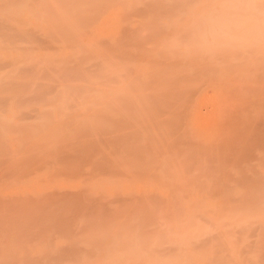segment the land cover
I'll return each mask as SVG.
<instances>
[{"label": "bare ground", "instance_id": "6f19581e", "mask_svg": "<svg viewBox=\"0 0 264 264\" xmlns=\"http://www.w3.org/2000/svg\"><path fill=\"white\" fill-rule=\"evenodd\" d=\"M135 1H140V4H137ZM135 1L133 3L134 5L130 6V4L127 2V0H123V1H121V0H0V179L1 178L6 179V181H8V179L11 180V182L8 181V182H5V184L0 185V187L5 188V189L0 188V190H1L0 192H2V191L5 192V190L9 187L17 186L18 185L17 183H20V180H18V179H22L21 183H28L31 185L33 184V181H35L36 184L43 183V186H40V188H38V189H37V186H32L34 189V190H32V191H34L33 193H30V192L27 193L26 192V194H22L21 191H19V190H21V187H17L19 193L15 194V196L5 195L4 193H0V264H86V261L87 260L89 261L88 255L89 254H95V253L98 254V256H100V257L97 256V258H99V259H96V258L91 259L92 261L93 260L94 261L96 260V261L91 262V260H90L89 261L90 264H114V262L116 261V260H114V256H110L109 260H107V259L105 260L103 257H102L103 258L102 259L101 256H105V254L109 253L110 251L113 252V250L118 251V250H122V249L129 248V247H135L134 246L135 242L139 241V240H140L139 241L140 244L136 243V248H132V249H135L134 251L135 252L138 251V253L141 251L143 252L145 250H148V252L146 251V253H150L149 256L147 254L148 258L144 259V260L139 259L138 254L133 255V253H130V251H129V253H127L126 256L122 260H120V261L117 260L118 262L115 264H264V183H261L263 181V180H260L262 178L261 177L260 179L256 178L255 181H258V182H253V184H248V183H251L250 181L246 182L248 180H251V178H249L250 176L249 177L245 176L246 173L243 171L244 166L242 168L240 166V168H239V165H241L240 164L241 162H242V164L243 163L245 164L248 161L247 158L248 159L251 158L250 161L251 160L253 161V159L258 160L254 156L255 154H253V152L255 153V151H256V150L255 151L252 150V149H254L253 148L254 146L256 147V145L257 146L260 145V147L262 146L260 149L264 150V79H263L264 77L261 76L262 79L256 78V75L257 76L260 75L261 72L258 73V71H257L256 72L257 74L254 77H251V75L249 77H247L250 80V81H248L249 84L246 83L244 85V84L240 83L237 87H235L236 91H235L234 87H232V90L230 88V91L232 93L231 95L236 97L234 100L235 102L234 101L233 102L231 101V102L234 106L236 104H238V105L235 106L234 111H233L234 107L231 108V110L233 112L231 110H229V108L226 107L228 110H226L225 112L228 111V113L226 114L227 115L226 119L224 118L226 121L223 120V122L224 121L225 122L224 123L222 122V123L224 126L227 125L228 129H229V126L231 128V125L232 126L235 125V126H233V127H235V128H233V132L231 131L232 128L229 130L233 133V134H231L232 139H230V138L227 139L226 137H222V134H220V136L222 137L221 138L218 135L220 140L221 139H223V140L227 139L225 141L226 143L225 142H224V144L219 143L221 141L218 140V142L216 141V144L214 142V143H210L209 145H204L202 147L203 148L202 150L199 147V149H200L199 153H197V151L195 150L196 155H192V153H194L193 152L194 150L192 151V153L191 152H190V154L188 153L191 157H194V156L199 157V156H201V154H202V156L212 157V158L209 157L208 159H212V160H210L211 164H213V165L217 164L218 165V166L217 165L213 166V168H211L212 170L214 169L213 171H216V173H218V175H219V177H217L218 181L214 182L215 180H213V181H211V182H213L212 184L203 185L202 188L205 189V191L201 194L192 196L190 194L191 191H190V193L186 192L187 190L185 187H187V188H188V186H190V187L195 186L196 187L197 186L196 184H194V185L188 184V186H187V184L185 183L186 185L183 186L182 183H181L182 185L180 183H179L180 185H177L174 183V184L168 185V187H167L168 183L166 182V180H165V182H166L165 183V182L161 181V179L159 178L161 173H160V175L158 173H156L157 176L153 175V179H155V177H158V179L156 178L155 180H158L159 182L161 181L160 183L163 182L164 184L163 185L161 184L162 186H164L166 184L165 187L167 189H170V188L171 189L172 188H178L179 189L181 187L182 190H180V189L179 190L183 191V193L186 192L184 194H181V197L183 199V203H181V204H180V202L178 203L181 205V207H180V205H178V207L183 208L182 209L183 214L178 215V218L174 219V221H173L174 223H177V224L181 223L182 227H185L184 230L187 227V231L189 229L191 231L192 228H194V225L202 226L203 224L204 225L209 224V226L207 228H203V229L199 230L198 233L196 232V234H192L193 232L191 233L189 231L192 234V236L190 237V240L188 241L187 244L160 240L159 237L163 236L164 235L163 233L166 232L165 231L166 230L165 225H167L166 223H168V222L167 221H166V223L164 221L162 222L163 213L161 212L162 213V219H161L160 215L158 213H156V211H155V208L159 209V211H160V209H162L161 207L160 208L158 207L159 206L158 204H159V202H161V200H162L161 198L163 196L162 197L159 196L160 197V200H159V198L156 197L157 194L155 195L154 192L151 194H138L136 192L123 194V193H120L121 192L120 191L119 193L115 192V193H112L113 195L112 194L110 195V194H106V192L103 190L102 191L103 193H101V196L98 195L101 198L99 200L98 196L96 197V193H94V195H92L91 191L89 190V188H91V186L89 187L87 185L88 183H84L83 185L85 187H82L80 189V192H78L81 195L76 194V192H73L74 194L71 193L73 195V197L75 194L77 195L76 197H78V195L82 196V193H84V195H85V196L83 195V197H85L84 199H86V198L88 199V201H85L84 203H82L84 209L86 210L85 214L87 213L86 215L89 216L90 213L92 214L91 211H93V213L96 211L94 208H100V210L104 212V216L106 217V219L107 220L109 219V221H110L107 224L106 223L102 224V225L97 224L99 228L98 227L96 228L95 226H97V225H95L94 227H92L93 229L90 228V231L85 233L84 231L87 230V227H85V226H88V224L83 223V222H85V220L84 221L82 220L83 214L73 213L74 211H72V209H73L72 204H74L75 202H73V203L71 202L72 209H70V210L72 213H70V210L67 211L68 208H66V207L68 205H70V203L67 202L68 201L67 199L69 197V201H71L70 200L71 194L69 193V196L64 195V196H66V198L64 197L65 198L64 199L62 194L58 191L59 189L48 191L47 190L48 188H46L47 187L46 184L54 183L60 177L59 174H61L62 171H58V170H62L60 168L62 163L66 162V161L76 162V159L79 162L81 159H82V161L80 162L78 167H75V169L73 170V173L70 175L71 177L74 174L77 176L78 173L83 174L85 172L84 174H86V175L90 174L89 176H90V178H92V177H95V175H100L103 173L105 174V172L106 173L112 172L113 177H115V175H118L115 177V180H116V182L119 183V181H117L118 177L122 174V172L124 173V171L125 172L127 171V169L124 170V167H122L123 171L121 170V168H120L121 163H128L129 164L131 162L129 165L134 164L135 168H138V167L140 169L142 168L141 169L142 171L138 170V172H136L137 170L133 171V168H132V171L129 172L131 169L127 167L130 170L128 171L129 173H126V175L132 174V176L134 175V177H135V173L136 174L137 173L143 174L142 172H146L147 170H151L152 166L155 167V165L157 164L156 159L158 158L159 155L156 154L157 155V156L155 155L157 157L156 158L154 156L155 152L152 155L153 158H156L155 161H154V159L152 161L150 156H148V154L146 152H142V153H138V151L136 152L138 147L141 146L140 144H142V148H144L146 145H148L150 148L151 144H152V146H151L152 148L153 147L155 148V146H158V147H156V149H153V150H157V151H158L157 148L162 147L163 144H164L163 147L166 146L165 145L166 139L169 138V136L165 140H163V142L160 140H156L157 138L154 140L150 136L146 137L145 134L142 136V135L138 134L139 131L137 133V130H139V129L142 130L141 126H143V129H144L145 123H144V125H142V123H141L140 124L141 126L138 127L139 129L137 128V125H136L135 128H137V130L134 128L136 130L135 131L132 128V130H133L132 131L131 127L128 126L129 124H127V123H129V121H127V119L132 118V114L134 112L133 115L134 116L137 115L136 117H138L135 119L137 121L139 119V115H141V113L143 112L142 111L140 113L138 110L139 109L143 110L142 108H144V110H145L147 107L149 108V106H151V105L153 106L154 102H155L154 105H156L155 107L164 106L163 102L159 101V100L160 99L164 100L168 96V95H165V98H161L162 95L164 97L163 93H165L167 91V89H168L167 92L170 91L169 90L170 88L165 89L166 86L165 87L161 86L163 89H165V90H163L164 91L163 92L162 89L160 88V86H157V85H154V87L156 86L155 88L153 86H152V88H150L151 86H149V85H148L149 88L148 87L146 88L145 84L142 83L141 79H138V81L136 79H135L136 81L135 80L133 81V79L129 80L130 82L133 81V83H129V81H128L129 85L130 84L131 85L132 84H136V85L141 84V85L140 86L138 85L139 88L135 87L133 89V95H131L130 93H129L130 95H128L126 92L123 93L124 92L123 91L122 92L123 95L122 94L120 95L121 98L123 97L122 98L123 101H125L124 99H126V102L130 101L128 98H130L131 96L136 98L135 95L136 94L138 95V92L139 93L141 92V91H139L141 87H145V90L147 89L145 94H147L149 96L151 95V97H148V98H150L151 100H152V98L156 99V100H154V102L152 101L153 104H150L151 100H149L148 98H145V97H147L143 92L145 90H143L144 88L143 89L141 88V90H143L141 92L142 95L141 94H140L141 96L138 95L137 99L139 97L142 98V96H143L145 100L142 98L143 100L139 99V104L137 101L136 102H137L138 106L140 105L142 107L140 108V106H139V108H138L136 102L134 101L135 102V104H134V102L131 100L130 102H132V104L136 105L138 110L134 105H133L134 107H131L132 105H130L131 108L128 107L129 110L126 109L127 112H131L130 110H134L133 108H135V111L128 114L126 111H123L122 108L125 106L122 104V102H120L121 100L119 101L120 104H122L121 109L117 108V106H112V104H109V102H111L110 101L111 98H113V100L112 99L111 100H112V102H114V98L119 97V95H118L119 93H117V92L120 90V88L122 90V87H121L122 82H120L121 84H116L118 86H117V88H115L113 85H111V87H110V85H108L110 82L111 83L113 82V79H112V81H110L111 79L109 81L107 80L109 82V83L107 82V84L105 82L100 83L98 81H94V82H96V83L98 82V83L96 84L95 88H92L90 86H92L94 83L92 84L90 82V84H89L90 79H80V81H79V79L78 80L75 79V80H77V82L75 81V82L70 83L67 79H66V81H64L65 79H56V76H51V74H49L50 70H52V72L50 71V73H53V69H58L57 71H59L60 69H62V66H64L65 64L68 66V64H70L71 60H72V62H74V61L76 62L78 60L77 64L79 66L76 63H73V64H75L76 68H74V70H72L71 72H73L72 74L74 75L75 72L79 71L80 74L79 73L78 74L81 76V78H83V76H85L86 73H88V74L90 72L92 73L94 67H97L95 69H98V66H99V70H102V69H100L101 65L99 64V62H101V63L106 62L105 58H103L105 56H106V59L108 58L107 60H109L108 63L113 64V62H111L110 58H109L113 52L111 54H109V57H107V55L103 56L104 54L102 52L101 53L103 55H101L100 52L98 53L95 50H94L95 52L93 50H91L92 47L89 46L88 42H87V44H88L87 47L89 46L88 47V48H90L89 50L85 46V44H83L82 46H81L82 43L79 44V46L81 47V50H82L83 46H85L87 48V49L83 48L84 51L82 50L83 52L81 54H83L84 52L85 53L87 52L86 53L87 55L85 53L83 55H76V53L79 50H76L75 48H73V45L71 48H69V49H71V53H69V51H68V54H66V55L64 54L63 56H61V58H59V57L53 58V57H50L48 54L41 52L42 50L48 49L51 47L53 48V49L51 48L52 51H54V50H55L54 52H56V50L59 51V47H58V49H56L57 45H55L56 47H54V43H59V46H60V44H63L65 42H68L67 44H69V45L73 44L72 40L78 41V38L80 35H77L78 33L77 34L75 33L77 31L75 29L79 30L82 25H84L83 27H85V24H88L89 22L91 23V21H92V23L90 25L92 26V24H94V22H97L96 19L98 20V18L100 17V15L102 13H105V12L111 10L112 7H115V5L118 6V4L125 6V9H123L124 11H122V13H121L122 19H123V16H126L123 14V13L126 14V11L129 13V14L127 13L128 18H130L131 15H134V14H137V15H139V14L145 15L146 14L147 16L150 15V17H148V19L150 18L151 20H148V19L146 20V18H147L146 15L145 16L143 15L145 18V21L142 18L143 25L149 24V27H150V24H155V25L156 24H162L163 25V21H161V19L164 16L168 17V19H169V16H171L170 14L175 15V14H178L182 10L184 12L185 7H190L191 5H192L191 7H194V5L199 4V2L201 3L200 0H135ZM125 2H127V3H125ZM209 2H211V0ZM242 2L245 5L247 3L246 6L244 5L242 7L243 8L245 7L244 15L248 14V17L250 16L249 14L253 13V11H254L253 8H257V9L259 8L258 10H260L261 7L264 8L263 4L261 5V7H259L261 3H264V0L263 1L262 0H245V1L243 0ZM207 3L203 4V5L204 6L207 5ZM237 5L238 4H236V6ZM208 6L210 7V5H208ZM224 6L226 7V5H224ZM196 8H197V6H196ZM229 8H230V6H229ZM262 8H261V10H262ZM207 9H209V8L206 7V10ZM250 9H251V11H250ZM196 10H201V9H196ZM196 10H193V11L195 12ZM176 11H177V13H175ZM213 11H214V9H213ZM241 11H243V10H241ZM246 11H247V13H246ZM130 12H131V15H130ZM222 12H223V10H222ZM228 12H229V10H228ZM195 13H198V15H199L198 11ZM205 13H206V11H205ZM260 13H261V11H260ZM167 14H169V16ZM210 14H211V12H209V15ZM223 14L224 13H222L221 15L223 16V18H225ZM142 15H139V16L142 17ZM188 15L190 16V14H188ZM209 15L206 14V17H208ZM233 15L235 16V13ZM254 15L257 16L259 14H257V15L254 14ZM194 16H196V15H194ZM203 16L205 17L204 14H203ZM217 16H215L216 20L220 19V22H222L223 18H220L221 17L220 15H219L220 16L219 18ZM228 16H229V14H228ZM231 16L232 15H230V17ZM127 17H124V20L126 21L125 26H127L128 22H130L128 20L131 19V18L128 19ZM151 17L153 18V20ZM200 17H201V15H200ZM206 17H205V20L207 22L211 23L209 18L206 19ZM239 17H241V16H239ZM259 17H261V15ZM121 18H120V20H121ZM125 18H127L128 20ZM197 18H199V17H197ZM215 18L213 21H215ZM227 18H229V17H227ZM245 18H246V20L249 19V18L247 19V16ZM196 19H194V20L196 21ZM183 20L186 21V19H183ZM194 20H193V22H195ZM218 20H217L218 24L216 22H214L217 24V27L220 24L222 25V23H219ZM170 21L168 20V22H170ZM213 21H212V23H213ZM223 21H224V19H223ZM183 23H187L184 25H186V27L188 26L187 21L186 22L183 21ZM195 23H199V21L195 22ZM223 23H225V21ZM248 23L249 22H247V25H248ZM90 25H86V26H90ZM146 25L143 29L148 27ZM176 25H178V24H176ZM196 25H198V24H196ZM73 26H75L74 27L75 32L73 31L75 35L72 32ZM77 26L79 28H77ZM137 26L135 28L133 27V29H132L128 25L126 30H124L125 29L124 28L123 30H121L123 32H121V31L120 32L121 33L126 32V34H127V32L133 33V32H135L134 31L135 29H136V31L138 30ZM181 26H183V25H180L179 27H181ZM258 26H260V25H258ZM164 27H165V25H164ZM179 27H177V28H179ZM82 28H81V30H83V34H85L86 32L84 33V30L88 31L87 29L89 27H87L86 29L85 28L82 29ZM139 28H140L139 30H142L141 27H139ZM172 28H173V26L171 27V30L174 32V30ZM220 28H222V30H223V26L219 27V29ZM127 29H129V30H127ZM162 29H164V28H161V31H163ZM187 29H188V27H187ZM191 29H192V27H191ZM81 30H79V32ZM171 30L170 29L167 30V33H171L172 32ZM199 30H200V28H199ZM250 30H252V29H250ZM262 30H263V28H262ZM190 31H192V30H190ZM203 31H205V29ZM163 32H162V35H163ZM173 32L171 34H173ZM180 32H179V34H180ZM193 32H195V31H193ZM193 32L191 34H193ZM144 33H145V31H144ZM213 35H214V33H213ZM73 36H75V37H73ZM189 36H191V35H189ZM203 36H201V37H203ZM120 37H122V36H120ZM120 37H118V39ZM165 37H166V39L168 37V40L171 39V38H169V37H171L169 34H166V36L164 35V39H165ZM69 38L72 39L71 40L72 42H70V43L67 40ZM215 38H216V36H215ZM106 39H109V38H106ZM121 39L122 38H120L118 41H120ZM139 39H140V37H139ZM164 39H162V42L166 43L168 40L166 41V39H165V41H163ZM93 40H94V38H93ZM101 40L103 42L105 41L106 43L109 42L108 40H103V39H101ZM101 40L98 39L97 42L99 43ZM116 40H117V38H116ZM122 40H124V39H122ZM102 41H101V43H102ZM160 41H161V39H160ZM160 41L152 43L151 44L152 47H151L150 43L147 44V45H150V46H148L150 48H148L147 50H151L152 52L147 51V50L144 51L142 48L144 53H142L140 51L138 56H137L138 53L133 56L134 53L130 54L128 52H127V56H126V51H125L124 53H122L123 57H124V59L126 57L128 59V56H130V55L133 58L136 56L135 58H137V57L138 58L134 59V61H132V62H135L136 60H138L137 61L138 65H139V61H141V62H146V64L148 66L153 63L152 61H154V59H155V62H157V60L159 61V59H161V61H163L162 58L167 61V57L165 56V54L167 52L160 50L162 52L161 53L159 51V49H161V48L159 47V49H157L158 47H156V45L158 46L159 43H162ZM97 42H95V43H97ZM122 42L125 43L124 41H122ZM215 42H217V41H215ZM262 42H261V44H262ZM115 43L117 44L118 42H115ZM129 43L133 44V42H130V41H129ZM93 44L94 43L92 42L91 45H93ZM116 44H113L112 46L115 47ZM109 45H111V44L109 43ZM153 45H154V47H153ZM259 45H260V43H259ZM61 47H63V45H61ZM260 47H262V46H260ZM260 47H259V49H260ZM153 48L155 50L156 49L157 50L154 51ZM139 49L141 50V48H139ZM257 49H258V47H256L255 51H257ZM90 50L93 51V53ZM72 51H73V53H72ZM210 51L213 52V50H210ZM259 51L260 50H258L257 52H259ZM120 52L121 51H119V53ZM159 52L162 54V56H165L166 58L165 57H162V58L158 57L159 55L157 56V54H159ZM212 52H210V53H212ZM242 52H243V50H242ZM71 54H74V55H71ZM89 54L90 55L92 54V55L89 56ZM96 54H97V56H96ZM113 54H115V53H113ZM122 54L120 53L121 56L118 58L115 55H113V57H115L116 60H121L120 58L123 59ZM124 54L126 57L124 56ZM143 54H145V57H143L144 56ZM146 54H148L151 57V59L149 56L146 57ZM150 54L152 56L155 55L157 58L152 57ZM262 54H263V52H262ZM85 55L88 59L86 61H85V57H83ZM116 55L118 56V54H116ZM215 55H217V54H215ZM131 56H130V58L132 59ZM257 56L256 57L252 56L251 60H253V62L249 61V62H252L251 66H249V63H247L249 66V68H247V70L252 68V69H250V71L253 70V72H254L253 74H255V70L257 69V67L260 68L259 67L260 65L257 66V64H260V63L256 62V65L253 64V63H255L254 61L257 58ZM72 57H73V59H71ZM74 57L76 58V60ZM81 57H83L84 60H82L83 58H81ZM113 57L111 56V58H113ZM148 57L150 60L148 59ZM187 57H189V56H187ZM89 58H91V59H89ZM140 58H143V59L146 58V60L145 59L140 60ZM201 58H202V56H201ZM102 59H104V61ZM127 59H125V60H127ZM129 61H130V59H129ZM181 61H183V60H181ZM222 61H224V60H222ZM132 62H131V65H132ZM40 63H42V65ZM43 63H44V66H43ZM128 63L130 64V62H128ZM128 63H127V65H129ZM197 63H199L198 59H197ZM201 63H202V61H201ZM201 63H199L200 65H197L195 63L197 66H195V68L191 67L192 71L191 72L189 71L190 73L188 72V74H187V72H186V75H185V73H184V75H182L183 74V72H182L181 76L182 77L185 76L187 79L189 78L188 79L189 81L191 78L195 79L194 77H196L198 75H199V77H200V75L201 76L203 75L205 77L206 75H204V74L209 73L208 70L212 69V68L211 67L206 68V67L202 66ZM228 63H230V62H228ZM109 65L112 66L111 64H109ZM184 65H185V63H184ZM228 65H230V64H228ZM245 65H246V63H245ZM254 65L256 66L255 70L252 67ZM65 66L63 67V69L67 70L68 68H67V66L65 68ZM71 66L72 65L69 66L70 67L69 71L71 70V68L74 65L72 67ZM108 66H106V67L104 66L106 71L108 70L107 69ZM157 66L158 65H156V67ZM239 66L242 67L243 65H241V63H240V65H238V67ZM248 66H246V67H248ZM104 67H103V71H104ZM246 67H244V69H246ZM148 68L146 67V69H148ZM231 68H233V67H231ZM75 69H78V70L75 71ZM95 69H94V71H95ZM135 69H138V68L136 67ZM227 69L229 70V68H227ZM240 69H239V71H240ZM89 70H90V72H89ZM110 70L111 71L113 70V69H111V67H110L108 73L112 74L113 72L111 73ZM151 70L153 71L152 68H151ZM69 71H67V72H69ZM117 71L120 72V69ZM128 71L130 72V67H129V70H127V72ZM169 71L172 73L171 69ZM169 71H167L168 74L170 75L171 78H173L174 74L172 73L173 75L171 76V73H169ZM261 71L264 72L263 70H261ZM98 72L100 73V71H98ZM162 72H163V70H162ZM244 72H246V71H244ZM54 73H55V71H54ZM93 73H95V72H93ZM155 73H156V70H155ZM237 73L239 74V72H237ZM61 74H62V71H60V73H58L59 76L63 75V74L62 75ZM67 74H69V73H67ZM95 74L97 75V72ZM141 74H142V72H141ZM105 75H107V74L104 72V75L102 74V76L104 77ZM113 75L114 74H112L111 76H113ZM154 75L152 73L151 76L155 77ZM166 75H167V73H166ZM166 75L164 74L163 78ZM70 76H71V73H70ZM102 76L101 77L99 76V77L103 78ZM111 76L109 75V77H108V75H107V77H108L107 79L113 78ZM116 76H118V75H116ZM116 76L114 75L115 78H116ZM51 77H52V79H51ZM76 77H77V75H76ZM93 77L94 76H92V78ZM243 77L244 76H242V78ZM258 77H260V76H258ZM85 78H87V77H85ZM253 78H255V79H253ZM104 79L106 80L105 77H104ZM117 79L119 80V78H117ZM117 79H114V81L117 82ZM160 79H161V77H160ZM99 80L101 81L103 79H99ZM105 80H103V81H105ZM204 80H206V79H204ZM221 81L219 82V84L221 83ZM158 82L160 83V81H157V83ZM222 82H223L222 84H224V81H222ZM246 82H247V80H246ZM113 83H115V82H113ZM128 83H126L127 85L123 84V86L126 85L125 88L124 87L123 88H124V90H126V87H127V90H126L127 92L129 90L128 89L129 87L133 88L131 85L129 86ZM205 83H206V81H205ZM244 83H245V79H244ZM105 84L108 85V88H107V86L104 87ZM153 84H155L154 81H153ZM184 84L187 85V82H185ZM193 84H194V82L192 83V85ZM97 85L98 86L103 85V86L98 87ZM160 85H162V81H161ZM164 85L165 84L163 83V86ZM178 85H180V84H178ZM188 85H189V83H188ZM205 85H207V84H205ZM230 85H231V83L229 82V86ZM93 86H95V85H93ZM181 86H178V87L180 88ZM209 86H211V85H209ZM118 87H119V89H118ZM157 87H158V89L160 88V91H162V94L160 93V91H158V92L153 91L155 89L157 90ZM189 87L190 86H188V88ZM222 87H224V85ZM136 88L138 91L136 90ZM148 89H149V91L152 89L150 91V93H149ZM193 89H194V87H192V89L189 90V92H188L189 96H190L191 91L194 92L197 90V89L196 90H193ZM200 89H201V87H200ZM220 89H222V92H223V88L220 87ZM233 89H234V91H233ZM134 90H135V92H134ZM176 90H179V89H176ZM237 90L239 92H241L242 95L237 94V92H238ZM108 91L110 93H108ZM198 91L199 90H197V92ZM230 91L228 90V92H230ZM72 92H74V94H72ZM130 92L132 93V89L130 90ZM180 92H181V90H180ZM193 92H192L191 97H193V95H194ZM77 93L79 95L83 94L81 96V99L78 98L79 95H78V97L75 96V94L77 95ZM134 93H136V94H134ZM157 93H159V95ZM69 94L70 95L72 94L71 96H73V97H71ZM126 94L128 96H125ZM183 94H184V92H183ZM152 95L154 97L156 96V98L152 97ZM186 95H187V93H186ZM231 95L230 94L228 95V99L232 98V97L229 98ZM59 96H60V98H58ZM61 96H66L67 98L70 96L72 99L77 97L78 100H77V98H76L77 102L74 100H73V102H71L72 100H68V103L70 105H68L66 102V105L64 107L62 106L64 108V110H66V111L64 113V112H62L63 110H60L62 112L61 113L59 110L57 111L53 108L55 105L59 104V99H61V98L63 99V97H61ZM106 96L108 97L106 99H108L109 101L108 100L107 101L101 100L102 102L99 101V98H101V97L104 98ZM159 96H160V98H157ZM70 97H69V99H71ZM97 97H99V98H97ZM168 98H170V96ZM57 99H58V102H57ZM118 100H119V98H118ZM165 100H164V102H166V104H167L168 101H165ZM142 101L143 102L146 101L147 105H146V102H145V104H143ZM158 101H159L160 106L156 104V102H158ZM183 101H185V99ZM187 101H188V99L185 101L186 105L188 106L189 102L187 104ZM126 102H124V104H126ZM161 102H162V104H161ZM231 102H230V104H231ZM240 103H242L241 106L239 105ZM243 103H245V105ZM95 104H103V105L109 104L108 105L109 110L115 109V111L113 110L111 112H115V113H119V114H120V112H122L120 115L121 117L118 118L117 117L119 115L118 114V115H116L117 118L114 116H112L113 117L112 118L109 116L110 115L109 110L107 111L106 109H103V107L95 108L94 107ZM114 104H118V102L115 101ZM128 104H129V102H128ZM183 104H184V102H182V105ZM191 104H192V101H191ZM230 104H229V106L228 105L227 106L230 107ZM43 105H44V107H42ZM110 105L112 107H110ZM143 105L145 107H143ZM59 106L61 109L62 108L61 105H59ZM237 106H240V107H237ZM164 107L166 108L167 106H164ZM164 107H161V108L163 109ZM180 107H179V109H178V107H175L174 111L175 110L179 111L181 108H184V106L181 108ZM148 108H147V110L157 109L154 107H152V108L150 107V109H148ZM161 108H160V110H161ZM236 108H238V109H236ZM58 109H59V107H58ZM116 110H118V111L116 112ZM120 110H122V111H120ZM150 111H152V110H150ZM162 111H165V110L163 109ZM230 111H231V113H229ZM137 112L139 114L135 115V113H137ZM171 112L170 113L167 112L166 114L169 115V114H171ZM188 112L190 113V111L187 110V114H189ZM58 113H59V116H58ZM124 113L125 114L127 113V115L129 117L126 116V118H124V117L122 118V115L123 116L125 115ZM159 113L160 112H158L157 114L159 115ZM162 113H160V115ZM154 115H155V112H154ZM177 115H179V114H177ZM134 116H133V118H135ZM163 116H165V115H162L161 117L158 116V117L163 118ZM169 116H171V115H169ZM165 118H166L165 120L168 119L167 116H165ZM169 118L170 119H168V120H170V121L172 118H173V120L177 119V117L176 118L175 117H172V118L169 117ZM180 118H183V117L180 116ZM150 119L154 120L153 117H151ZM156 119L157 118L155 117V120ZM185 120L188 121V119L184 118L183 121H185ZM130 121L134 122V119H131ZM157 121H159V120H157ZM157 121H155V122H157ZM161 121H162V119H161ZM150 122L152 123V121H148V124ZM176 122H175V124H176ZM135 124H138V123H134V125ZM158 124H157V126H158ZM170 124L175 125L174 123H170ZM163 125L164 124H162V126ZM187 125H186V128H184V129H186V131H184V134H185V132L187 134L189 133V132H187V130L190 128L189 127L187 128ZM218 125H216V126H218ZM151 126H153V125H151ZM221 127L223 128L222 125H221ZM145 128H147V127H145ZM154 128H156V126ZM174 128H176V127H174ZM156 129H158V127ZM161 129H162V127H161ZM145 130H147V129H144L142 131L145 132ZM150 130H149V132H150ZM222 130H224V129H222ZM218 131H219V128H218ZM224 131H227V129H225ZM234 131H235V134H234ZM143 132H140V133L143 134ZM191 132H192V129H191L189 135L183 134L185 136V137L184 136L183 137L186 139V141L188 140L190 142V140H194V139L196 140V136L191 134ZM166 134H168V133H166ZM190 134L195 136V137H193L194 139H190V137H191ZM172 135H174L173 131L171 132V136ZM226 135H227V133H226ZM233 135H236L235 138L237 140L234 138ZM91 136H94L95 138H91ZM148 137H150V138L148 139ZM172 137H174V136H172ZM233 138L236 140V142L231 141V140H233ZM174 139H176V137ZM237 141H241L242 143L249 141L250 143L247 142L248 144L247 143L245 144V146H247L245 148L244 144L241 145V142H239V144H238ZM15 142L19 143V144L17 146H15L14 145ZM167 142H168L167 145L172 144L170 141H167ZM189 142L187 144H189ZM103 143L109 147V149H110L109 154L106 152V148L103 149L101 147H97V144H103ZM120 143H122L123 145L127 144L128 146L127 145L123 146ZM190 143H192V141ZM250 144L252 147L250 146ZM193 145H191V147L194 149L196 148V146L198 147L197 144L194 145L195 147ZM248 145L251 148L248 147ZM176 146H177V148L178 147L180 148V146H182V145L178 146V144H177ZM130 147L133 149H131ZM170 147H168V149L166 148L167 152L171 149ZM175 147H172V149ZM183 147H181L182 153H183V151L185 152V149ZM239 147H240V149H239ZM134 148H135V150H134ZM185 148H186V146H185ZM243 149H245L244 151L246 153H247V151H249L251 149L252 151L250 150L249 154L252 152L250 155H252L254 157H252L249 154H246L244 152L247 155V158H244V156H246V155L242 152ZM116 150H118V151H116ZM122 150H125V151H122ZM161 150H162V152L164 151V149L159 148V152H161ZM197 150H198V148H197ZM239 150H241V152ZM263 150H261V151H263ZM177 151H178L177 154H179L180 149ZM188 151H190V150L188 149ZM188 151H186V152H188ZM169 152H171V151H169ZM186 152H185V155L187 154ZM114 153H115V155H114ZM118 153H121V155L123 154L124 156H126L128 162L127 161L124 162V160H126V159H123V157L121 160H119L121 157H118V156H120ZM242 153L244 154L243 157L240 156ZM159 154H160V156H159V158H160L161 155H163L164 153H159ZM165 154H167V153H165ZM109 156H110V158H113V156L114 157L117 156L118 159L113 158L114 161L113 160L111 161L110 158L108 159ZM171 156H172V154H171ZM202 156L200 158H202ZM236 156H240V158L242 157V159H240V161H239V159H236ZM174 157H176V156H174ZM261 157H264V156H261ZM195 158H197V157H195ZM208 159L206 161H209ZM177 160H178V158H177ZM177 160L175 158V161H177ZM193 160H195V159L191 158L190 161L193 162ZM241 160H246V162L241 161ZM263 160H264V158H263ZM78 161H77V163H78ZM116 161H120V164L117 165ZM199 161H201V159ZM199 161H196V163L194 161L193 164H198L200 166V163H197ZM259 161H261V159ZM262 162L264 163V161H262ZM117 163H119V162H117ZM158 163H159V160H158ZM201 163H203V162H201ZM210 163H209V165H211ZM170 164H172V162H170ZM205 164L208 165V162L207 163L205 162ZM247 164H248V162H247ZM117 166H118V168H117ZM179 166H180V164H179ZM251 166H253V165H251ZM262 166H264V164ZM175 168H178V167L176 166ZM207 168H210V167L208 166ZM106 169H108V170H106ZM118 169L121 172L116 171ZM233 169H237V173L244 172V173H242L243 174L242 176H244L246 184H242V185L239 184V183H241V180L243 178L242 179L238 178V179H240L238 186H233V185L229 184L230 181L233 180V182H234V180L237 179L231 175ZM241 169H243V170H241ZM251 169H253V168H251ZM254 169H255V167H254ZM101 170H103V171H101ZM95 171L97 173L99 171V174H97ZM154 171H156V170H154ZM42 172L43 173L45 172V174L47 175L46 178H44V176H41ZM113 172L114 173L116 172L118 174H116V173L114 174ZM133 172H135V173L133 174ZM162 172H164V174H166L165 170ZM198 172H197V174H198ZM255 172L258 173L259 171L257 172V170H254V175H255ZM92 173H94V176H92L93 175ZM149 173H150V171H149ZM208 173H209V171H208ZM138 174H137V176H138ZM178 174L179 175L181 174L184 177V172L183 173L178 172ZM198 175H200V174H198ZM198 175L195 178H197ZM202 175L200 177H198L197 179L201 178ZM209 175L210 174H208V176ZM145 176L146 175H144V178H145ZM162 176L166 177L164 175H162ZM177 176L175 178H177ZM204 176L206 177V175H204ZM215 176H217V175H215ZM242 176H240V177H242ZM73 177H75V176H73ZM113 177H112V179L108 178L109 181H110V179H111V181H113V179H114ZM12 178L16 179L14 181H16V182L18 181V182L17 183L13 182L14 184H10V183H12V180H13ZM170 178H171V176H170ZM179 178L181 179V177H179ZM185 178L186 177H184V179ZM141 179H143V177H141ZM164 179H166V178H164ZM214 179H216V177ZM134 180H136V179H134ZM143 180H145V179H143ZM125 181H127V179ZM141 181H139V182H141ZM197 182H200V181L197 180ZM242 182H244V181H242ZM113 183H115V182L113 181ZM236 183H237V181H236ZM93 184H95V183H93ZM99 185H100V183H99ZM157 185H159V184H157ZM135 186L136 185H134L133 186L134 188L133 187L132 188L135 189ZM196 188H200V185L198 184V186ZM171 189L169 191H171ZM183 189L186 191H184ZM203 189H201V190H203ZM71 191H73V190H71ZM173 191L174 190L172 189V191H171L172 193L168 196V198H164L162 200L163 203L161 202V204H162L161 206H165V208L170 207V209L172 208L169 205L171 204V202L173 203V200L177 196L180 195V194H176L178 190L176 192L175 191L173 192ZM199 191L200 190H198V193H200ZM66 192L67 191H65L64 194L68 193V192L67 193ZM57 194H60V196H62L63 200H60L61 197H59L60 198L59 199ZM87 194L90 195V197ZM56 196H57V198H56ZM49 197L50 198L53 197V200L57 203V206L54 205L55 203L52 204V201H50V199H49L50 205L47 203L46 207H45L44 202L45 201L48 202L47 199ZM25 198H27L28 203H32V204L34 203L36 205L37 204L42 205V203H43L44 205H43V207L40 205V207L42 209L38 208L37 210L39 212H37V213H36V210H34L33 213L32 212L30 213L27 211L28 208H26V210L23 209V211L24 212L26 211V212L24 213L23 211H21L22 214L21 213L20 214L22 216L19 214V217L18 216H12L11 215L12 213L10 212V211L15 212V210H16L15 207H17V206H15L14 208L10 207L13 210H8V208L5 209V207H3V205H7V204H10L13 202H16L18 205H20L19 202ZM151 199H154V201L156 199V206L158 205L157 207H155V208L153 206H152L153 208L150 207L151 205H149V204H153V203L148 204L147 202ZM157 199L159 200L158 203H157ZM115 201L121 207H122V204H124L123 205L124 209L125 208L127 209V207L130 206L129 204H132L128 213L124 214V216L126 215L125 217H122L123 215L122 216L120 215V217L122 219L119 217L118 214L115 213L116 211H113L114 210L113 208L109 207ZM128 201H130V203H128ZM179 201H182V200L180 199ZM143 202H145V203L143 204ZM150 202H152V200ZM58 203H60V204H58ZM85 203H87V204L85 205ZM125 203H126V205H125ZM127 204H128V206H127ZM145 204H148L149 206L145 205ZM139 205L141 207L138 209L137 206H139ZM153 205H155V202ZM172 205H174V204H172ZM27 206L30 207L29 205H27ZM97 206H99V207H97ZM175 206H173L174 209H176V207H177V206L176 207ZM64 208H65V210H64ZM70 208H71V206H70ZM29 209H31L30 211L33 210L32 208H29ZM118 209L120 210L121 208L119 207ZM63 211H65L64 213L67 212L66 213L67 215L65 214L66 216H63V214H64ZM179 211H181V210L179 209L178 212ZM68 212H69L70 216L68 215ZM114 213H115V216H114ZM169 213L171 215V212H169ZM176 213H177V210H176ZM60 214H62V215H60ZM71 215H73V216H71ZM116 215H118V216H116ZM11 216H12V218H11ZM59 216H63V218L59 217ZM74 216H76V217H74ZM68 217H69V220H68ZM113 217H115V218L112 219ZM60 218L63 220V222H67V223L62 224V220ZM86 218H88V217H86ZM169 218L170 217L168 215V220H169ZM84 219H85V216H84ZM64 220H66V221H64ZM81 222H82V224H81ZM63 225H65V226L69 225L70 227L69 226L64 227ZM62 226L64 227V231L62 230L63 229ZM168 226H170V225L168 224ZM147 227L148 228L150 227V228L147 229ZM203 227H205V226H203ZM45 228L48 230H45ZM94 228H96V229H94ZM198 228L199 227H197V229ZM33 230H35V231L33 232ZM44 230H45V232H40V231H44ZM56 230L58 232H54L52 234L51 231H56ZM184 230L182 228L181 233ZM30 231L33 232V234H31ZM29 233H30V235H29ZM55 233H57V237L61 235L60 237H58V238L62 239L61 242L54 240L55 239L54 238ZM244 234H245L244 238L240 239L241 235H244ZM24 235H25V237H23ZM31 235H32V237H31ZM187 235L188 234H186V236ZM238 235H240V236H238ZM27 236H30L31 239ZM81 237H83V238H81ZM86 237H87V239H86ZM151 237H156V238L152 239ZM80 238H81V240H83V242L84 241L87 242L88 245L87 244L84 246L80 245V243L84 244L83 242H81ZM84 239H86V240H84ZM142 239H144L145 242H149L148 244H150V245L148 246L147 243L144 242V240L142 241ZM144 244H145V246H144ZM143 247L145 248V250H143L144 249ZM120 253H121V251H120ZM96 254L94 255L95 257H96ZM85 256L87 257L86 261L83 260V258ZM90 258H92V256H90ZM89 262L87 264H89Z\"/></svg>", "mask_w": 264, "mask_h": 264}, {"label": "rangeland", "instance_id": "374dc122", "mask_svg": "<svg viewBox=\"0 0 264 264\" xmlns=\"http://www.w3.org/2000/svg\"><path fill=\"white\" fill-rule=\"evenodd\" d=\"M121 1H123V0H121ZM135 1V0H134ZM134 1L133 0H127V2L130 4V6H132V5H134L133 3H134ZM201 1V3L199 2V4H196V5H194V7H185V9H184V12H183V10L182 11H180L178 14H175V13H177V11L174 13L175 15H172V14H170L171 16H169V14H167L168 16H169V19H168V17H163L162 19H161V21H163V25L162 24H150V27H149V24H145L146 26H148V27H146L145 29H143L144 27H145V25H143V23H142V18H143V20L145 21V18H144V16L146 15H142V14H139V15H142V17H140L139 15H137V14H134V15H131V12H130V15H131V19L130 18H128L127 16V11H126V14L125 13H123L124 15H126V16H123V19L121 18V16H122V11H124L123 9H125V6L124 5H121V4H118V6L117 5H115V7H112L111 8V10H109V11H107V12H105V13H102L101 15H100V17L98 18V20L96 19V21L97 22H94V24H92V26L90 25L91 23H92V21H91V23L89 22L88 24H85V27H83L84 25H82L81 26V28L82 29H86L87 27H89L87 30L88 31H85L84 30V33L85 34H83V30H81V28L79 29V30H81L80 32H79V30L78 29H75V30H77L76 32L74 31V27L75 26H73V29H72V32L74 31L77 35H80L79 36V38H78V41L76 40H72V39H67L68 41H69V43L70 42H72L73 44H67L68 42H65V43H63V44H60V46H59V43H54V47H56L55 45H57V48L56 49H58V47H59V51L58 50H56V52H54V51H52L51 50V48H48V49H44V50H42L41 52L42 53H46V54H48L50 57H53V58H61V56H63L64 54L66 55V54H68V51H69V53H71V49H69V48H71L72 47V45H73V48H75L76 50H79L77 53H76V55H83V54H81L84 50H83V48L85 49L86 47H87V42L89 43V46L90 47H92L91 48V50H95L96 52H102L101 53V55H103V56H105V55H107V57H109V54H111L112 52L113 53H115V54H113L112 53V55H110V61L111 62H113V64L112 63H108V61L109 60H107L106 59V56L105 57H103V58H105V61L106 62H99V64L101 65L100 66V69H102V70H99V66H98V69H95V68H97V67H94V69H95V71H94V69H93V71H92V73L90 72V70H89V72L91 73H86V75L85 76H83V78H81V76L79 75L80 74V72L78 71V72H75L76 70H78V69H75V73H74V75L72 74L73 72H71L72 70H74V68H76V66H75V64H73V63H76L77 64V61L75 62H72V60H71V62H70V64H68L67 62V64H68V66H67V70L65 69H63V67L65 66H62V69H60L59 71H57L58 69H53V73H50V71L52 72V70H50L49 71V74H51V76H56V79H65L64 81H66V79L71 83V82H77V80L79 79V81H80V79H90V81H89V84H90V82L93 84V85H95V86H93L92 84V86H90V87H92V88H95L96 87V84L98 83V82H105L106 84H107V82L110 80V81H112V79H113V82H115V83H109L108 85H110V87H111V85H113L115 88H117V86L118 85H116V84H121L120 82H122V90H121V88H120V90L117 92V93H119L118 95H119V100H118V98H114V102L115 101H117L118 102V104H114V102H112V100H113V98H109L110 99V101L111 102H109V104H112V106H117V108H119V109H121L122 107H121V105L123 104L125 107H123L122 109H123V111H126L127 112V110H129L128 109V107H130V105H132L131 107H136L137 108V106H138V104H139V99H144V97L142 96V98H138L137 99V96L138 95H142V91L143 90H145V87L147 88H149V86H151L150 88H152V86L154 87V85H157V86H160V88L162 89V91L163 90H165V89H167V88H170L169 90V92H167L168 91V89H167V91L165 92V93H163L164 94V97H163V95H162V97L161 98H165V95H168L164 100L165 101H168L167 102V104H166V102H164V100L163 99H160L159 101H162L163 102V105L164 106H167L166 108L164 107V106H161V107H164L163 109L165 110V111H162L163 109L161 108V107H155L156 105H154L155 104V102H154V100H156V99H153L152 98V100L150 99V98H148V97H151V95L149 96V95H147V94H145L146 93V90L145 91H143L144 92V94L147 96V97H145V98H148L149 100H151V102H150V104H153V102H154V104H153V106L151 105V106H149V108L148 109H150V107L152 108V107H154V108H157V109H150V110H152V111H150V110H147V108L144 110V108H142L143 110H138V108H139V106H138V108H137V110L141 113L142 111L144 112H142L141 113V115H139V119L136 121L135 119L136 118H138V117H136L137 115L136 114H139L138 112L137 113H135V115L136 116H134L133 114H134V112L133 111H135V108H133L134 110H130L131 112H133V114H132V118H129L130 120L131 119H134V122L133 121H130L129 119H127V121H129V123H127V124H129L128 126L129 127H131V130H132V128H133V130H137V128L138 127H140L141 125V123H142V125H144V123H145V126H144V129H147V130H145V132H143L142 130H144L143 129V126H141V128H142V130L141 129H139V130H137V133H138V131H139V133L138 134H140V135H144L145 134V136L147 137V136H150V137H152V139H156V140H160V141H162L163 142V140H165L168 136H169V138L171 139H169V138H167L166 139V146H164L163 147V145H162V147H159L160 149H164V151L162 152V150H161V152H159V148H157L158 149V151L157 150H153V149H156V147H158V146H155V148L153 147H151L152 146V144H151V146H150V148H149V146L148 145H146L144 148H142V144H140L141 146H139L138 147V149L136 150V152L138 151V153H142V152H146L147 154H148V156H150V158H151V160L153 161V159H154V161H155V159L157 158L156 156V154H158L159 156H160V154L159 153H164L163 155H161V157L159 158V156H158V158L156 159V161H157V164L155 165V167H153L152 166V171L151 170H147L146 172H142L143 174H138V176L140 175L141 177H143V179H145V180H143V179H141V177L139 176H137V174L135 173V172H133V174L135 173V177H134V175L132 176V174H127L126 175V173H129V172H131L132 171V168H133V171H136V172H138V170H141L139 167L138 168H135V165L134 164H132V165H129L128 163H121V165H120V168H121V170L123 171V168L122 167H124V170L125 169H127V171L125 172L124 171V173L122 172V174L118 177V179H117V181H119V183L118 182H116V180H115V177L116 176H118V175H115V177H113V175H112V172H110V173H106L105 172V174L103 173V174H100V175H95V177H92V178H90V174L89 175H86V174H82V173H78V175L76 176L75 174L73 175V176H75V177H71L70 175L73 173V170L75 169V167H78L79 166V164H80V162L82 161V159L80 160L79 158V160H80V162L76 159V162H72V161H66V162H64V163H62L61 164V166H60V168L62 169V170H58V171H62L61 172V174H59L60 175V177L54 182V183H49V184H46L47 185V187L46 188H48L47 190L48 191H52V190H58L61 194H62V196H63V198L65 197L66 198V196H64V195H67V196H69V193L71 194H74L73 192H76V194H80V193H78V192H80V189L82 188V187H85L83 184L84 183H88L87 185L90 187L91 186V188H89V190L91 191V193H92V195H94V193H96V197L98 196V195H100L101 196V193H103L102 191L104 190L105 192H106V194H112V193H119L120 191V193H123V194H128V193H132V192H136V193H138V194H151V193H155V195H156V197L157 198H159V200H160V197H162L161 199L163 200L164 198H168V196L172 193L171 191H172V189L176 192L177 190V193L176 194H180L179 196H177L174 200H173V203L171 202V204L169 205V206H171L172 208H173V206H175L176 207V209H170V207L169 208H165V206H161L162 204H161V202L163 203V201L161 200V202H159V208L161 207L162 209H160V211H159V209H157V208H155V207H157L156 206V199H155V201H154V199H151L152 200V202H150L151 200H149L147 203L149 204V203H153L154 204V202H155V205H153V204H149V205H151L150 207H154L155 208V211H156V213H158L159 215H160V218L162 219V213H163V220H162V222L164 221L165 223H166V221L168 222V223H166L167 225H165L166 226V232H164L163 234V236H160L159 238H160V240H165V241H171V242H177V243H182V244H187L188 243V241L190 240V237L192 236V234H196V232L198 233V231L199 230H201V229H203V228H207L208 226H209V224L207 225V224H203L202 226H196V225H194V228H192V230L190 231V229L187 231V227H186V229L184 230V228L185 227H182V224L181 223H174L173 221H174V219H177L178 218V215H180V214H183V212H182V209L183 208H180L181 207V203H183V199H182V197H181V194H184V193H186V192H188V193H190V191H191V195L192 196H194V195H198V194H201V193H203L204 191H205V189H203L202 188V186L203 185H207V184H212L213 182H211V181H213V180H215L214 182H216V181H218V179H217V177H219V175H218V173H216V171H213L211 168H213V166H216L217 164H211L210 163V160H212V159H208L210 156H208V157H206V156H202V154H201V156H202V158H200L201 156H194V157H191L189 154H190V152L192 153V151L194 152V153H192V155H196L195 153V150L197 151V153H199V150L201 149H203L202 147L204 146V145H209L210 143H214L215 142V144H216V141L218 142V140H220V138H219V136H220V134H222V137H226L227 139L228 138H230V139H232L231 137H232V135L231 134H233L232 132H233V128H235V127H233V126H235V125H231V128H232V132L231 131H229L231 128H230V126H229V129L227 128V125L226 126H224L223 125V123L226 121L225 119H226V114L228 113V111L227 112H225L226 110H228L227 108H229V110H231V108H233V111L235 110V106L236 105H238V104H236L235 106L232 104V102L235 100V98L236 97H234L233 95H231L232 93H231V91H230V88H231V90H232V87H234V89H235V87H237L240 83L241 84H246V83H248L249 84V82L248 81H250L249 80V78H247V77H249L250 75H251V77H254L257 73V71H258V73H260L261 72V74L260 75H258V76H260V77H258L257 75H256V78H260V79H262V77L261 76H263L264 77V72H262L261 70H263L264 71V8H262L261 7V5L263 4L264 5V3H261L260 4V6L259 7H261L262 8V10H261V8H260V10H258L257 8H253V13L252 14H249L250 16L248 17V14L246 15H244V9H245V7L243 8L242 6H244L245 4L242 2L243 0H211V2H209L210 0H200ZM213 1V2H212ZM217 1V2H216ZM245 1V0H244ZM263 1V0H262ZM127 2H125V3H127ZM137 4H140V1H135ZM208 2V3H207ZM216 2V3H215ZM207 3V5H203V4H206ZM227 3V4H226ZM222 4V5H221ZM233 4V5H232ZM236 4H238L237 6H236ZM208 5H210V7L208 6ZM224 5H226V7L224 6ZM246 5H247V3H246ZM245 5V6H246ZM196 6H197V8H196ZM229 6H230V8H229ZM206 7L207 8H209V9H207L206 10ZM212 7V8H211ZM224 7V8H223ZM240 7V8H239ZM257 7V6H256ZM264 7V6H263ZM196 9H201V10H196ZM213 9H214V11H213ZM239 9V10H238ZM129 10V9H128ZM193 10H196L195 12H199V15H198V13H195ZM203 10V11H202ZM220 10V11H219ZM222 10H223V12H222ZM228 10H229V12H228ZM241 10H243V11H241ZM258 10V11H257ZM205 11H206V13H205ZM250 11H251V9H250ZM260 11H261V13H260ZM204 12V13H203ZM209 12H211V14L209 15ZM222 14V13H224L223 15H224V17L225 18H223V16L220 14V13ZM227 12V13H226ZM235 13V16L233 15L234 13ZM243 12V13H242ZM173 13V12H172ZM202 13V14H201ZM240 13V14H239ZM246 13H247V11H246ZM129 14V13H128ZM188 14H190V16L188 15ZM203 14L205 15V17H206V14H208L209 16L208 17H206V19L207 18H209V20H210V22L211 23H209V22H207L206 20H205V17L203 16ZM221 16H219V15ZM228 14H229V16H228ZM254 14H259V15H257V16H255ZM137 15V16H136ZM193 15V16H192ZM194 15H196L197 17H199V18H197L196 16H194ZM200 15H201V17H200ZM218 15V16H217ZM226 15V16H225ZM230 15H232L231 17H230ZM261 15V17H259ZM139 16V17H138ZM203 16V17H202ZM215 16H217L218 18L220 17V18H223L224 19V21H225V23H223L224 21H223V19H222V22H220V19L218 20V22L219 23H222V25L220 26V25H218V27H217V20H216V18H215ZM239 16H241V17H239ZM247 16V19L248 20H246V17ZM124 17H127L128 19H130V20H128L127 18H125V19H127L128 21H130V22H128V25L130 26V28H132L133 29V27L135 28L138 24V30L140 29L139 27H141L142 28V30H137L136 31V29L134 30L135 32H127V34H126V32H124V33H121V32H123V31H121V30H123L124 28V30H126V28H127V26H125L126 25V21L124 20ZM146 20L148 19V17H150V15H146ZM198 19H196V18ZM227 17H229V18H227ZM243 17V18H242ZM259 17V18H258ZM120 18H121V20H120ZM152 18V17H151ZM172 18V19H171ZM180 18V19H179ZM201 18V19H200ZM214 18H215V21H213L214 20ZM183 19H186V21L188 22V29H187V27H186V25H184V24H187V23H183V21L184 22H186L185 20H183ZM194 19H196V21L194 20ZM203 19V20H202ZM259 19V20H258ZM124 22H123V21ZM138 20V21H137ZM148 20H151L150 18L148 19ZM152 20H153V18H152ZM168 20L170 21V22H168ZM180 20V21H179ZM183 20V21H182ZM193 20L195 21V22H198L199 21V23H195V22H193ZM229 20V21H228ZM253 20V21H252ZM160 21V22H161ZM212 21H213V23H212ZM256 21V22H255ZM139 22V23H138ZM183 24H182V23ZM203 22V23H202ZM214 22H216V23H214ZM230 22V23H229ZM232 22V23H231ZM235 22V23H234ZM247 22H249L248 23V25H247ZM258 22V23H257ZM138 23V24H137ZM145 23V22H144ZM162 23V22H161ZM181 23V24H180ZM206 25H205V24ZM255 23V24H254ZM168 24V25H167ZM176 24H178V25H176ZM196 24H198V25H196ZM203 26H202V25ZM209 24V25H208ZM251 24V25H250ZM257 24V25H256ZM86 25H90V26H86ZM164 25H165V27H164ZM167 25V26H166ZM180 25H183V26H181V27H179ZM193 25V26H192ZM196 25V26H195ZM202 27H201V26ZM233 25V26H232ZM258 25H260V26H258ZM125 26V27H124ZM161 26V27H160ZM163 26V27H162ZM173 26V30H174V32L171 30V27ZM210 26V27H209ZM223 26V30H222V28H220L219 29V27H222ZM258 26V27H257ZM175 27V28H174ZM177 27H179V28H177ZM191 27H192V29H191ZM197 27V28H196ZM240 27V28H239ZM77 28H79L78 26H77ZM161 28H164V29H162L163 31H161ZM181 28V29H180ZM199 28H200V30H199ZM205 29V31H203L204 29ZM262 28H263V30H262ZM159 29V30H158ZM171 30L172 32H173V34H171V33H167V30ZM177 29V30H176ZM183 29V30H182ZM194 29V30H193ZM197 29V30H196ZM210 29V30H209ZM214 31H212V30ZM250 29H252V30H250ZM71 30V29H70ZM127 30H129V29H127ZM176 30V31H175ZM182 30V31H181ZM185 30V31H184ZM190 30H192V31H190ZM225 30V31H224ZM248 30V31H247ZM250 30V31H249ZM121 31V32H120ZM144 31H145V33H144ZM182 33H181V32ZM193 31H195V32H193ZM211 31V32H210ZM74 32H73V34H74ZM88 32V33H87ZM140 32V33H139ZM142 32V33H141ZM162 32H163V35H162ZM178 32V33H177ZM179 32H180V34H179ZM187 32V33H186ZM193 32V34H191ZM247 32V33H246ZM122 35H121V34ZM133 35H132V34ZM213 33H214V35H213ZM229 33V34H228ZM124 34V35H123ZM166 34H169L171 37H169V38H171V39H169L168 40V37H167V39H166V37H165V39H166V41L168 42H166V43H164V42H162V39H164V35L166 36ZM228 36H227V35ZM75 35V34H74ZM86 35V36H85ZM174 35V36H173ZM180 35V36H179ZM189 35H191V36H189ZM204 35V36H203ZM211 35V36H210ZM226 35V36H225ZM95 36V37H94ZM120 36H122V37H120ZM126 36V37H125ZM129 36V37H128ZM133 36V37H132ZM160 36V37H159ZM163 38H162V37ZM179 36V37H178ZM182 36V37H181ZM189 36V37H188ZM201 36H203V37H201ZM215 36H216V38H215ZM73 37H75V36H73ZM118 37H120V38H122V39H124V40H120V41H118L119 39H118ZM139 37H140V39H139ZM143 37V38H142ZM158 37V38H157ZM177 37V38H176ZM195 37V38H194ZM253 37V38H252ZM258 37V38H257ZM93 38H94V40H93ZM106 38H109V39H106ZM116 38H117V40H116ZM161 39V41H160V39ZM182 38V39H181ZM204 38V39H203ZM207 40H206V39ZM215 40V41H217V42H215L213 39ZM257 38V39H256ZM80 39V40H79ZM98 39H103V40H108L109 42H103L102 40V43H101V41L98 43L97 42V40ZM159 39V40H158ZM165 39L163 40V41H165ZM178 39V40H177ZM72 40V41H71ZM144 40V41H143ZM174 40V41H173ZM176 40V41H175ZM185 40V41H184ZM198 40V41H197ZM232 40V41H231ZM234 40V41H233ZM261 40V41H260ZM75 41V42H74ZM94 43L93 45H91V43L92 42ZM122 41H124L125 43H123ZM129 41L130 42H133V44H131V43H129ZM157 41H160V42H162V43H159L158 44V46L156 45V47H158L157 49H159V47L161 48V49H159V51L161 50V51H164V52H167L166 54H165V56L167 57V61L165 60V59H163L162 57H165V56H162V52L160 53L159 52V54H157V56L158 57H160V58H162V60L163 61H161V59H159V61L157 60V62H155V59H154V61H152L153 63L151 64V65H147L146 64V62H141V61H139V65L137 64V61L138 60H136L135 62H132V61H134V59H137V58H133L131 55V57H132V59L130 58V56H128V59H127V52L128 53H130V54H132V53H134L133 54V56L135 55V54H137V56L139 55V53H140V51L142 52V53H144L143 52V50L145 51V50H147L148 48H150V47H148V46H150L152 43H155V42H157ZM227 41V42H226ZM229 41V42H228ZM263 41V42H262ZM95 42H97V43H95ZM115 42H118L117 44L115 43ZM148 42V43H147ZM177 42V43H176ZM250 42V43H249ZM261 42H262V44H261ZM80 43H82L81 44V46L83 45V44H85V46H83V48H82V50H81V47L79 46V44ZM104 43V44H103ZM109 43L111 44V45H109ZM120 43V44H119ZM150 43V45H147V44H149ZM175 43V44H174ZM226 43V44H225ZM255 43V44H254ZM259 43H260V45H259ZM113 44H116V46L115 47H113L112 45ZM258 46H257V45ZM61 45H63V47H61ZM69 45V46H68ZM80 47H78V46ZM105 45V46H104ZM191 45V46H190ZM53 46V45H52ZM88 46V47H89ZM101 46V47H100ZM111 46V47H110ZM118 46V47H117ZM127 46V47H126ZM138 46V47H137ZM247 48H246V47ZM258 47V49H257V51L258 50H260L259 52H257V51H255V49H256V47ZM260 46H262V47H260ZM87 47V48H88ZM97 47V48H96ZM117 47V48H116ZM125 47V48H124ZM151 47H152V45H151ZM153 47H154V45H153ZM216 47V48H215ZM253 49H252V48ZM259 47H260V49H259ZM86 48V49H87ZM121 48V49H120ZM139 48H141V50L139 49ZM142 48H143V50H142ZM201 48V49H200ZM53 49V48H52ZM90 48H88V50H89ZM154 49V48H153ZM152 49V50H153ZM156 49V50H157ZM189 49V50H188ZM210 51V50H213V52L212 51H210V52H212V53H210L208 50ZM224 49V50H223ZM246 49V50H245ZM263 49V50H262ZM47 50V51H46ZM73 50V49H72ZM87 50V51H88ZM90 50V51H91ZM155 49H154V51H156ZM242 50H243V52H242ZM262 50V51H261ZM61 51V52H60ZM93 51H91L92 53H93ZM94 51V52H95ZM119 51H121L120 53L122 54V53H124L125 51H126V56H125V54H124V56L126 57L125 59H127V60H125L124 59V57H123V54H122V57H123V59L122 58H120L121 60H116V58L115 57H113V55H115L117 58L118 57H120L121 55H120V53H119ZM147 51H150V52H152L151 50H147ZM248 51V52H247ZM106 54H105V53ZM149 52V53H150ZM158 52V51H157ZM156 52V53H157ZM181 52V53H180ZM209 52V53H208ZM261 52V53H260ZM262 52H263V54H262ZM60 53V54H59ZM72 53H73V51H72ZM87 53V52H86ZM85 53V54H86ZM90 53V52H89ZM148 53V54H149ZM155 53V52H154ZM116 54H118V56L116 55ZM148 54H146V57L147 56H149ZM161 54V55H160ZM180 54V55H179ZM185 54V55H184ZM187 54V55H186ZM206 54V55H205ZM215 54H217V55H215ZM71 55H74V54H71ZM87 55V54H86ZM86 55L85 56H83V57H85V61L86 60H88L87 59V57H86ZM92 55V54H91ZM90 54H89V56H91ZM99 55V54H98ZM144 56L143 57H145V54H143ZM151 55V54H150ZM191 55V56H190ZM194 55V56H193ZM198 55V56H197ZM222 55V56H221ZM258 55V56H257ZM31 56V55H30ZM96 56H97V54H96ZM111 56L114 58H111ZM141 56V55H140ZM152 56V55H151ZM184 56V57H183ZM187 56H189V57H187ZM201 56H202V58H201ZM208 56V57H207ZM227 56V57H226ZM240 56V57H239ZM252 56H254V57H256L257 56V60L255 59V63H253V64H255L256 65V62H258V63H260V64H257V66L258 65H260L259 67L260 68H258L257 67V69H256V66L254 65V66H252L253 67V69L255 70V74H253L254 72H253V70H251L250 71V69H252V68H250L249 70H247V68H249V66H251L252 65V62H253V60H251V58H252ZM262 58H261V57ZM32 57V56H31ZM76 57V56H75ZM74 57V58H75ZM83 57H81V58H83ZM150 57V56H149ZM149 57H148V59H149ZM152 57H156L155 55H153ZM165 57V58H166ZM194 57V58H193ZM222 57V58H221ZM243 57V58H242ZM157 58V57H156ZM188 60H187V59ZM222 60H224V61H222ZM239 58V59H238ZM71 59H73V57L71 58ZM89 59H91V58H89ZM129 59H130V61H129ZM141 59H143V58H140V60ZM145 60H146V58H144ZM143 59V60H144ZM147 59V60H148ZM150 59H151V57H150ZM149 59V60H150ZM183 60V61H181V60ZM191 59V60H190ZM197 59H198V62L199 63H201V61H202V63H201V65L202 66H204V67H206V68H212V69H209L208 71H209V73H205L204 75H206L205 77L202 75H200V77H199V75L198 76H196V77H194L195 79H193V78H191L190 79V81L184 76V77H182L181 76V74H182V72H183V74L182 75H184V73H185V75H186V72H187V74H188V72L190 71H192V69H191V67L192 68H195V66H197V65H200L199 63H197ZM212 59V60H211ZM244 59V60H243ZM254 59V58H253ZM75 60H76V58H75ZM82 60H84V58L82 59ZM81 60V61H82ZM103 61H104V59H102ZM165 60V61H164ZM169 60V61H168ZM208 60V61H207ZM214 60V61H213ZM117 61V62H116ZM119 61V62H118ZM207 61V62H206ZM222 61V62H221ZM248 61V62H247ZM249 61H252V62H249ZM124 62V63H123ZM128 62H130V64L128 63ZM131 62H132V65H131ZM164 62V63H163ZM190 62V63H189ZM204 62V63H203ZM226 64H225V63ZM228 62H230V63H228ZM79 63V62H78ZM107 65H106V64ZM127 63L129 64V65H127ZM137 65H136V64ZM148 63V62H147ZM167 65H166V64ZM184 63H185V65H184ZM197 65H196V64ZM240 63H241V65H243L242 67L241 66H239L238 67V65H240ZM245 63H246V65H245ZM247 63H249V66H248V64ZM251 63V64H250ZM41 65H42V63H40ZM105 64V65H104ZM109 64H111L112 66H110ZM126 64V65H125ZM149 64V63H148ZM228 64H230V65H228ZM70 65H74L72 68H71V70L69 71V69H70ZM78 65V64H77ZM111 67V69H113L114 71L116 70H119L120 69V72L119 71H111L110 70V72L112 73V74H114L115 76L116 75H118V76H116V78L114 77V75L113 76H111L112 74H110V73H108L109 72V69H110V67ZM156 65H158L157 67H156ZM187 65V66H186ZM189 65V66H188ZM225 65V66H224ZM43 66H44V63H43ZM66 66H65V68H66ZM79 66V65H78ZM77 66V67H78ZM105 66H108L107 67V71H106V69H105V67H104V71H103V67ZM121 66V67H120ZM167 66V67H166ZM215 66V67H214ZM217 66V67H216ZM246 66H248V67H246ZM262 66V67H261ZM114 67V68H113ZM129 67H130V72L128 73L127 72V70H129ZM138 68V69H135V68ZM146 67L148 68V69H146ZM157 69H156V68ZM224 67V68H223ZM231 67H233V68H231ZM244 67H246V69H244ZM118 68V69H117ZM145 68V69H144ZM151 68L153 69V71L151 70ZM165 68V69H164ZM216 68V69H215ZM219 68V69H218ZM227 68H229V70L227 69ZM240 69V71H239V69ZM91 69V70H92ZM167 69V70H166ZM171 69V71H172V73L174 74V76H173V78H171L170 77V75L168 74V72L167 71H169ZM186 71H185V70ZM215 69V70H214ZM244 69V70H243ZM259 69V70H258ZM261 69V70H260ZM100 71V73L98 72V71ZM155 70H156V73H155ZM162 70H163V72H162ZM166 72H165V71ZM227 70V71H226ZM54 71H55V73H54ZM60 71H62V74L64 75L65 73V75L63 76L62 74V76H59L58 75V73H60ZM66 71V72H65ZM67 71H69V72H67ZM126 71V72H125ZM149 71V72H148ZM244 71H246V72H244ZM58 72V73H57ZM64 72V73H63ZM93 72H97V75L95 74V73H93ZM104 72L108 75V77H109V75L111 76V77H113V78H109V79H107L108 77H107V75H105L104 77L106 78V80L104 79V77L102 76V74L104 75ZM119 72V73H118ZM132 72V73H131ZM135 72V73H134ZM141 72H142V74H141ZM189 72V73H190ZM222 72V73H221ZM237 72H239V74L237 73ZM249 72V73H248ZM67 73H69V74H67ZM70 73H71V76H70ZM79 73V74H78ZM82 73V72H81ZM99 73V74H98ZM121 73V74H120ZM152 73H153V75L155 76V77H153V76H151L152 75ZM166 73H167V75H166ZM169 73H171L170 71H169ZM171 73V76L173 75ZM248 73V74H247ZM263 73V74H262ZM88 74V75H87ZM141 74V75H140ZM165 74L166 76H164V78H163V75ZM76 75H77V77H76ZM162 75V76H161ZM169 75V76H168ZM177 75V76H176ZM240 75V76H239ZM92 76H94L93 78H92ZM102 76L103 78H100V77ZM238 76V77H237ZM242 76H244L243 78H242ZM80 77V78H79ZM85 77H87V78H85ZM122 79H121V78ZM124 77V78H123ZM138 77V78H137ZM160 77H161V79H160ZM176 79H175V78ZM204 79H206V80H204ZM117 78H119V80L117 79ZM178 78V79H177ZM198 78V79H197ZM49 79V78H48ZM51 79H52V77H51ZM72 79V80H71ZM75 79H77V80H75ZM97 79V80H96ZM99 79H103V80H105V81H103V80H99ZM114 79H117V82L116 81H114ZM131 79H133V81L136 79L137 81H138V79H141V81H142V83L143 84H145V87H141L143 90H141V88H140V90L139 91H141L140 93L138 92V95L136 94V93H134V94H136L135 96H136V98H134L133 96H131L130 98H128L130 101L132 100L133 102L135 101H137L138 102V104H137V102H136V104H137V106L136 105H134L135 104V102H134V104H132V102H130V101H128L129 102V104H128V102H126V99H124L125 101H123L122 100V98H121V94H122V92L123 93H127L128 95H133V89L135 88V87H137V88H139V86L141 85V84H138L137 82V84L139 85H136V84H130L133 88H131V87H129L130 85H129V83H133V81H129V80H131ZM150 79V80H149ZM160 79V80H159ZM186 81H185V80ZM223 79V80H222ZM228 79V80H227ZM244 79H245V83H244ZM253 79H255V78H253ZM264 79V78H263ZM108 80V81H107ZM121 80V81H120ZM135 80V81H136ZM167 80V81H166ZM184 80V81H183ZM188 80V81H187ZM224 81V84H222L223 82L222 81ZM246 80H247V82H246ZM67 81V82H68ZM94 81H98L97 83L96 82H94ZM128 81H129V83H128ZM144 81V82H143ZM146 81V82H145ZM152 81V82H151ZM153 81H154V83L155 84H153ZM157 81H160V83H161V81H162V85H160V83L158 82L157 83ZM205 81H206V83H205ZM221 81V83L219 84V82ZM238 81V82H237ZM124 82V83H123ZM128 83V92L126 91L127 90V87H126V90H124V88H125V86L127 85L126 83ZM179 82V83H178ZM181 82V83H180ZM185 82H187V85H185L184 83ZM191 82V83H190ZM194 82V84L192 85V83ZM216 82V83H215ZM229 82L231 83V85L229 86ZM99 83V84H100ZM141 83V82H140ZM163 83L165 84L164 86H163ZM177 83V84H176ZM188 83H189V85H188ZM202 83V84H201ZM226 83V84H225ZM104 84V83H103ZM105 84V86L104 87H106L107 86V88H108V85H106ZM123 84H126V85H124L123 86ZM142 84V85H143ZM176 84V85H175ZM178 84H180V85H178ZM184 84V85H183ZM197 84V85H196ZM200 84V85H199ZM205 84H207V85H205ZM149 85V86H148ZM182 85V86H181ZM192 85V86H191ZM196 85V86H195ZM209 85H211V86H209ZM224 85V87H222ZM89 86V85H88ZM98 86V85H97ZM101 86H103V85H101ZM100 85L98 86V87H101ZM112 86V87H113ZM120 86V85H119ZM144 86V85H143ZM165 87V89H163L162 87ZM178 86H181L180 88L178 87ZM188 86H190L189 88H188ZM201 87V89H200V87ZM124 87V88H123ZM156 87V86H155ZM154 87V88H155ZM178 87V88H177ZM192 87H194V89L193 90H199L198 92H197V90L196 91H191L190 92V96H189V94H188V92H189V90L190 89H192ZM198 87V88H197ZM220 87L221 88H223V92H222V89H220ZM132 89V93L130 92V90ZM137 88H136V90H137ZM160 88L158 89V87H157V90L155 89V90H153V91H160ZM185 88V89H184ZM187 88V89H186ZM111 89V88H110ZM118 89H119V87H118ZM176 89H179V90H176ZM234 89H233V91H234ZM152 90V89H151ZM150 90V91H151ZM180 90H181V92H180ZM187 90V91H186ZM228 90L230 91V92H228ZM138 91V90H137ZM148 91H149V89H148ZM150 91H149V93H150ZM162 91H160V93L162 94ZM179 91V92H178ZM186 91V92H185ZM235 91H236V89H235ZM238 91V90H237ZM121 92V93H120ZM134 92H135V90H134ZM164 92V91H163ZM183 92H184V94H183ZM192 92L194 93V95H193V97H191V95H192ZM108 93H110L109 91H108ZM116 93V94H117ZM130 93V94H129ZM148 93V94H149ZM186 93H187V95H186ZM72 94H74V92H72ZM71 94V95H72ZM125 95V96H128V95ZM158 95H159V93H157ZM230 94L231 96L229 97V98H231V99H228V95ZM237 94H241L242 95V93L241 92H237ZM70 95V94H69ZM70 95V96H71ZM78 93H77V95L75 94V96H77L78 97ZM83 95V94H82ZM82 95H79V97L78 98H80L81 99V96ZM117 95V96H118ZM123 95V94H122ZM140 95V96H141ZM157 95V96H158ZM69 96V97H70ZM109 96V95H108ZM116 96V97H117ZM161 96V95H160ZM160 96L159 97H157V98H160ZM170 96V98H168ZM185 98H184V97ZM187 96V97H186ZM61 97H63V99L61 100V99H59V104H57V105H55L53 108L55 109V110H63L62 112H64L65 113V111L66 110H64V106L66 105V102H67V104L68 105H70L69 103H68V100H72L71 102H73V100L74 101H76L77 102V100H78V98L77 97H75V98H71V97H73V96H71L70 98L71 99H69V97L67 98L66 96H61ZM152 97H154L153 95H152ZM58 98H60V96L58 97ZM76 98H77V100H76ZM97 98H99V97H97ZM102 98V99H101ZM101 98H99V101L100 102H102V101H107L108 99H106V98H108L107 96L106 97H101ZM154 98H156V96L154 97ZM185 99V101L188 99V101H187V104H188V102H189V105L187 106L186 105V102L185 101H183L184 99ZM190 98V99H189ZM194 98V99H193ZM79 99V100H80ZM117 99V100H116ZM137 99V100H136ZM142 99V100H143ZM192 99V100H191ZM196 99V100H195ZM43 100V99H42ZM41 100V101H42ZM66 100V101H65ZM102 100V101H101ZM121 100V101H120ZM145 100V99H144ZM148 100V101H149ZM158 100V99H157ZM98 101V102H99ZM109 101V100H108ZM122 102V104H120V102ZM147 101V100H146ZM145 101V102H146ZM153 101V102H152ZM159 101L158 102H156V104L157 105H159ZM176 101V102H175ZM191 101H192V104H191ZM231 102V104L233 105H231L230 104V102ZM57 102H58V99H57ZM124 102H126V104H124ZM141 102V101H140ZM143 102V101H142ZM145 102H143V104H145ZM162 102H161V104H162ZM182 102H184V104L182 105ZM235 102V101H234ZM108 104V105H109ZM129 106H128V105ZM179 104V105H178ZM224 104V105H223ZM229 104H230V107H228L229 106ZM241 104L242 103H240L239 105L241 106ZM244 105H245V103H243ZM59 105H61V107L63 108H61L60 109V106ZM105 105V106H104ZM95 104L94 105V107L95 108H101V107H103V109H106L107 111L109 110V106L108 105H106V104ZM134 105V106H133ZM146 105H147V102H146ZM226 105V106H225ZM228 105V106H227ZM243 105V106H244ZM107 106V107H106ZM111 105H110V107H112ZM160 106V105H159ZM183 107L184 106V108H181V107ZM186 106V107H185ZM232 106V107H231ZM240 106H237V107H240ZM42 107H44V105L42 106ZM58 107H59V109H58ZM130 107V108H131ZM142 106H140V108H141ZM143 107H145L144 105H143ZM170 107V108H169ZM175 107H178V109H179V107L181 108L179 111H177V110H175L174 111V109H175ZM227 107V108H226ZM160 108H161V110H160ZM113 109V108H112ZM127 109V110H126ZM170 109V110H169ZM188 111H190V113L189 114H187V110ZM236 109H238V108H236ZM114 111H115V109H113ZM113 110H109V116L110 117H112V116H114V117H116V115H118L119 113H115V112H111V111H113ZM160 110V111H159ZM186 112H184V111ZM118 110H116V112H117ZM120 111H122V110H120ZM147 111V112H146ZM168 113H170L171 111V114H169V115H171V116H169L168 114H166L167 112ZM174 111V112H173ZM232 111V110H231ZM231 111L229 112V113H231ZM232 111V112H233ZM61 112V111H60ZM59 112V113H60ZM61 112V113H62ZM131 112H127L128 114H130ZM154 112H155V115H154ZM158 112H160V113H162L161 115H160V113H159V115L157 114ZM59 113H58V116H59ZM121 113L122 112H120V114L117 116L118 118L119 117H121L120 115H121ZM127 113L123 116L122 115V118L124 117V118H126V116H128L127 115ZM174 113V114H173ZM150 114V115H149ZM157 114V115H156ZM177 114H179V115H176ZM162 115H165V116H167V118L168 119H170L169 117H177V119L176 120H173V118L171 119V121L170 120H165L166 118H165V116H163V118H159L158 116H162ZM62 116V115H61ZM133 116L135 117V118H133ZM180 116H182L183 118H180ZM189 116V117H188ZM193 118H192V117ZM116 117V118H117ZM129 117V116H128ZM151 117H153L154 118V120L153 119H150ZM155 117L157 118L156 120H155ZM113 118V117H112ZM159 118V119H158ZM188 119V121L187 120H185V121H183V119ZM190 118V119H189ZM225 118V119H224ZM161 119H162V121H161ZM157 120H159V121H157ZM164 120V121H163ZM223 120H225L224 122H223ZM126 121V122H127ZM144 121V122H143ZM148 121H152V123L150 122L149 124H148ZM155 121H157V122H155ZM167 121V122H166ZM174 121V122H173ZM177 121V122H176ZM131 122V123H130ZM154 122V123H153ZM174 123L175 124V122H176V124L175 125H172V124H170V123ZM185 122V123H184ZM187 122V123H186ZM223 122V123H222ZM134 123H138V124H135L134 125ZM164 124L163 126H162V124ZM222 123V124H221ZM133 124V125H132ZM148 124V125H147ZM156 124V125H155ZM157 124H158V126H157ZM161 124V125H160ZM166 124V125H165ZM188 124V125H187ZM219 124V125H218ZM136 125H137V128H135L136 127ZM151 125H153V126H151ZM156 126V128L158 127V129H156V128H154L155 126ZM186 125H187V128L189 127L190 129H188L187 130V132H189L190 133V131H191V129H192V132H191V134H193V135H195L196 136V140L193 138V137H195V136H193V135H191V137H190V139H194V140H190V142L192 141V143L194 144V145H198V147L196 146V148L194 149V148H192L191 147V145H193L192 143H190L188 140L186 141V139L184 138L185 136L184 135H186L187 133L185 132V134H184V131H186V129H184V128H186ZM216 125H218V126H216ZM221 125L223 126V128L221 127ZM134 126V127H133ZM176 127V128H174V127ZM185 126V127H184ZM145 127H147V128H145ZM150 127V128H149ZM161 127H162V129H161ZM166 127V128H165ZM172 127V128H171ZM225 127V128H224ZM135 128V129H134ZM218 128H219V131H218ZM151 129V130H150ZM173 129V130H172ZM222 129H227V131H224V130H222ZM132 130V131H133ZM135 130V131H136ZM149 130H150V132H149ZM169 131V132H168ZM174 132V135H172V136H174V137H172L171 136V132ZM140 132H143V134H141ZM152 132V133H151ZM136 133V132H135ZM166 133H168V134H166ZM189 133L187 134V135H189ZM195 133V134H194ZM199 133V134H198ZM226 133H227V135H226ZM184 134V135H183ZM226 136H225V135ZM234 134H235V131H234ZM167 135V136H166ZM219 135V136H218ZM224 135V136H223ZM184 136V137H183ZM234 136V138H235V136L236 135H233ZM150 137H148V139L150 138ZM176 137V139H174ZM198 137V138H197ZM221 137V136H220ZM221 137V138H222ZM91 138H95L94 136H91ZM233 138V140H231V141H235L236 142V140ZM247 138V137H246ZM173 139V140H172ZM198 139V140H197ZM216 139V140H215ZM227 139H221L220 141L221 142H219V143H222V144H224V142L227 140ZM167 141H170L172 144H168L167 145ZM186 141V142H185ZM200 141V142H199ZM250 141V140H249ZM249 141H247L248 143H250ZM189 142V144H187ZM238 142V144H239V142H241V141H237ZM247 142H244V143H242L241 142V145H243L244 144V146H245V144L247 143ZM165 143V142H164ZM174 143V144H173ZM226 143V142H225ZM247 143V144H248ZM19 143H16L15 142V146H17ZM121 145H123L122 143H120ZM119 144V145H120ZM178 144V146L179 145H182V146H180V148L178 147L177 148V146L176 145ZM125 146L127 145V144H124ZM123 145V146H124ZM172 145V146H171ZM193 145V146H194ZM128 146V145H127ZM171 146V147H170ZM176 146V147H175ZM184 146V147H183ZM185 146H186V148H185ZM250 146H251V144H250ZM249 145H248V147H250ZM97 147H101V148H103V149H105L106 148V152L109 154V152H110V149H109V147L107 146V145H105L104 143L103 144H97ZM168 147H170L171 149L169 150V151H171V152H167L166 151V148L168 149ZM172 147H175V148H173L172 149ZM181 147H183L184 149H185V152L186 151H188V149L190 150V151H188V152H186L187 154L185 155V152L183 151V153L181 152L182 150V148ZM188 147V148H187ZM192 149H190V148ZM195 147V146H194ZM199 147H200V149H199ZM242 147V146H241ZM247 146H245V148H246ZM252 147V146H251ZM250 147V148H251ZM262 147V146H261ZM260 147V145H256V147L254 146L253 148L254 149H252V150H256L255 151V153L253 152V154H255L254 156L258 159V160H254L253 159V161L251 160L250 161V159H248L247 158V155L246 154H249V151L251 150H249V151H247V153L244 151L245 149H243L242 150V152L246 155V156H244V154L242 153L240 156H244V158H247V162H248V164L250 165H248L247 164V162H246V160H241V161H244V162H246L245 164L243 163L242 164V162L240 163L241 165H239V168H240V166H241V168L244 166V170L243 169H241V170H243L245 173H246V175L245 176H250L249 178H251V180H248V181H246V182H251V183H248V184H253V182H258V181H255L256 180V178H261L260 180H263L261 183H264V166H262L264 163L262 162V161H264L263 160V158L264 157H261V156H264V150L263 149H260L261 148ZM108 148V149H107ZM122 148V147H121ZM127 148V147H126ZM125 148V149H126ZM131 148V147H130ZM177 148V149H176ZM197 148H198V150H197ZM244 148V147H243ZM123 149V148H122ZM131 149H133V148H131ZM153 151H152V150ZM180 149V153L179 154H177V150H179ZM239 149H240V147H239ZM259 149V150H258ZM134 150H135V148H134ZM151 150V151H150ZM251 150V151H252ZM261 150H263V151H261ZM116 151H118V150H116ZM122 151H125V150H122ZM157 151V152H156ZM166 151V152H165ZM240 152H241V150H239ZM152 152V153H151ZM155 152V153H154ZM159 152V153H158ZM202 152V151H201ZM200 152V153H201ZM223 152V151H222ZM150 153V154H149ZM153 153H154V156L156 157V158H153ZM165 153H167V154H165ZM170 153V154H169ZM189 153V154H188ZM252 153V152H251ZM250 153V154H251ZM112 154V153H111ZM120 156H118V157H121L119 160H121L122 159V157H123V159H126V160H124V162L125 161H127V158H126V156H124L123 154L121 155V153H118ZM171 156V154H172V156L170 157L169 155ZM249 154V155H250ZM114 155H115V153H114ZM180 155V156H179ZM188 155V156H187ZM257 155V156H256ZM117 156H113V158H115V159H118L117 158ZM174 156H176V157H174ZM240 156H236V159H239V161H240V159H242V157L240 158ZM250 156H252V155H250ZM254 156H252V157H254ZM112 157V156H111ZM180 157V158H179ZM189 157V158H188ZM195 157H197V158H195ZM110 158V156L108 157V159ZM113 158H110L111 159V161L113 160L114 161V159ZM174 158V159H173ZM175 158H176V160H177V158H178V160L177 161H175ZM191 158H193V159H195V160H193V162L192 161H190L191 160ZM206 158V159H205ZM210 158H212V157H210ZM167 159V160H166ZM201 159V161H199V160ZM209 160V161H206V160ZM261 159V161H259ZM158 160H159V163H158ZM77 161H78V163H77ZM109 161V160H108ZM194 161H195V163H196V161H199V162H197V163H200V166L198 165V164H193L194 163ZM117 162H119V163H117ZM128 162V161H127ZM165 164H164V163ZM170 162H172V164H170ZM192 162V163H191ZM201 162H203V163H201ZM205 162L207 163L208 162V165H206L205 164ZM212 162V161H211ZM209 163L211 164V165H209ZM216 163V162H215ZM262 163V164H261ZM116 164L118 165V164H120V161H116ZM174 164V165H173ZM179 164H180V166H179ZM193 164V165H192ZM76 165V166H75ZM169 165V166H168ZM195 165V166H194ZM204 165V166H203ZM251 165H253V166H251ZM165 168H164V167ZM173 166V167H172ZM178 167V168H175V167ZM198 166V167H197ZM210 167V168H207V167ZM218 166V165H217ZM250 168H249V167ZM116 167V166H115ZM130 168V169H128V168ZM180 167V168H179ZM194 167V168H193ZM196 167V168H195ZM254 167H255V169H254ZM114 168V167H113ZM117 168H118V166H117ZM201 168V169H200ZM203 168V169H202ZM251 168H253L254 170H257V172L258 173H256L255 172V175H254V170L253 169H251ZM116 169V168H115ZM114 169V170H115ZM183 169V170H182ZM194 169V170H193ZM197 169V170H196ZM199 169V170H198ZM208 169V170H207ZM106 170H108V169H106ZM110 170V169H109ZM130 170V171H129ZM154 170H156V171H154ZM165 170V173L167 174H164V172H162V171H164ZM212 170V171H211ZM251 170V171H250ZM101 171H103V170H101ZM112 171V170H111ZM116 171H119V169L118 170H116ZM129 171V172H128ZM142 171V170H141ZM149 171H150V173H149ZM198 172V174H200V175H198L197 174V172ZM207 171V172H206ZM208 171H209V173H208ZM253 171V172H252ZM96 172V171H95ZM119 172H121V171H119ZM140 172V171H139ZM178 172L179 173H183L184 172V177H186L185 179H184V177L180 174H178ZM203 172V173H202ZM244 172H242V173H244ZM97 173V172H96ZM114 173V172H113ZM116 173V172H115ZM114 173V174H115ZM155 173V174H154ZM156 173H158L159 175H160V173H161V175H160V179H161V181H163V182H165V180H166V182L168 183L167 184V187H168V185H170V184H177V185H180L181 183L183 184V186L184 185H186L187 184V186H188V184H196L197 186H198V184L200 185V188H196L195 186H192V187H190V186H188V188L187 187H185L186 188V190H184V191H186V192H184L183 193V191H180V190H182L181 189V187L178 189V188H170L171 189V191H169L170 189H167L165 186H166V184L164 185V186H162L164 183L162 182V183H160L158 180H155L156 178L158 179V177H155V179H153V175H156L157 176V174ZM196 173V174H195ZM205 173V174H204ZM210 174L209 176H208V174ZM216 173V174H215ZM235 173V174H234ZM242 173H237V169H233V171H232V176H234V178H237L236 180H234V182H233V180L232 181H230L229 182V184H231V185H233V186H238V183L240 182L239 180L240 179H242L241 180V183H239V184H246V182H245V178H244V176H242L243 174ZM93 175L92 176H94V173H92ZM97 174H99V171H98V173ZM116 174H118V173H116ZM120 174V173H119ZM149 176H148V175ZM195 174V175H194ZM203 174V175H202ZM127 177H126V176ZM129 175V176H128ZM144 175H146L145 176V178H144ZM162 175H164V176H166V177H163ZM171 176V178H170V176ZM178 175V176H177ZM198 175V177H200L201 175H202V177L201 178H199V179H197V178H195L196 176ZM204 175H206V177L204 176ZM215 175H217V176H215ZM41 176H44V178H46L47 177V175L45 174V172L43 173H41ZM89 176V177H88ZM151 176V177H150ZM169 176V177H168ZM177 176V178H175ZM215 176L216 177V179H214L213 177ZM240 176H242V177H240ZM112 177L114 178L113 179V181L116 183H113V181H111V179H112ZM179 177H181V179L179 178ZM183 177V178H182ZM213 179H212V178ZM108 178H111L110 179V181H109V179ZM164 178H166V179H164ZM169 178V179H168ZM210 178V179H209ZM238 178H240V179H238ZM248 178V179H249ZM13 179V178H12ZM18 179V178H17ZM106 179V180H105ZM127 179V181H125ZM134 179H136V180H134ZM140 179V180H139ZM148 179V180H147ZM176 181H175V180ZM14 180H16V179H13L12 180V183H10V184H14V183H17L16 181H14ZM18 180H20V183H17L18 185L17 186H14V187H9V188H7L6 190H5V192H0V193H4L5 195H13V196H15V194H17V193H19V191H21V193L22 194H26V192L27 193H33L34 191H32V190H34L33 189V187L32 186H37V189L38 188H40V186H43V183H40V184H36V182L35 181H33V184L31 185V184H28V183H21V180L22 179H18ZM105 180V181H104ZM141 181V182H139V181ZM182 182H181V181ZM197 180H199L200 182H197ZM247 180V179H246ZM8 181L9 182H11V180L10 179H8ZM8 181H6V179H0V185H3V184H5V182H8ZM104 181V182H103ZM134 181V182H133ZM151 181V182H150ZM159 183H158V182ZM179 181V182H178ZM205 181V182H204ZM236 181H237V183H236ZM242 181H244V182H242ZM14 182V183H13ZM165 182V183H166ZM171 182V183H170ZM184 182V183H183ZM93 183H95V184H93ZM99 183H100V185H99ZM180 183V184H179ZM186 183V184H185ZM157 184H159V185H157ZM162 184V185H161ZM181 184V185H182ZM134 185H136L135 186V189H133L134 187ZM94 186V187H93ZM17 187H21V190H19L18 191V188ZM133 187V188H132ZM1 189H5V188H2V187H0ZM94 188V189H93ZM166 188V189H165ZM190 188V189H189ZM177 189V190H176ZM189 189V190H188ZM201 189H203V190H201ZM239 189V188H238ZM46 190V191H47ZM71 190H73V191H71ZM117 190V191H116ZM155 190V191H154ZM198 190H200L199 192L200 193H198ZM1 191V190H0ZM17 191V192H16ZM65 191H67L66 193L67 194H64L65 193ZM173 191V192H174ZM58 192V193H59ZM100 193V194H99ZM71 194V198H70V200L71 201H69V197H68V201L67 202H69L70 203V205H68L66 208H68V210L67 211H69L70 209H72V205H73V209H72V211H74L73 213H80V214H83V221L85 220V222H83L84 224H88V226H85V227H87V230H85L84 232L85 233H87L88 231H90V228L91 229H93L92 227H94L95 225H97V224H107V223H109L110 221H109V219L107 220L106 219V217L104 216V212L103 211H101L100 210V208H94L96 211L93 213V211H91L92 212V214L90 213V215L88 216V215H86L85 214V212H86V210L84 209V207H83V205H82V203H84L85 201H88V199L86 198V199H84L85 197H83V195H84V193H82V196H79L78 195V197H76L77 195L75 194L74 195V197H73V195ZM58 195V198L59 197H61V199L60 200H63V198H62V196H60V194H57ZM81 195V194H80ZM88 195V194H87ZM86 195V196H87ZM91 195V196H92ZM113 195V194H112ZM85 196V195H84ZM89 197H90V195H88ZM160 196V197H159ZM54 197V196H53ZM53 197L52 198H48L47 199V201L48 202H44V204H45V207H46V204L48 203L49 205H50V201H52V204H54V205H56L57 206V203L53 200ZM88 197V198H89ZM55 198V197H54ZM56 198H57V196H56ZM64 198V199H65ZM49 199H50V201H49ZM98 199L100 200L101 198L98 196ZM148 199V198H147ZM146 199V200H147ZM150 199V198H149ZM182 200V201H179V200ZM158 199H157V203H158V201H159ZM66 201V200H65ZM63 202V201H62ZM71 202L73 203V202H75L74 204H72L71 205ZM177 202V203H176ZM180 202V204H178ZM64 203V202H63ZM66 203V202H65ZM81 203V204H80ZM127 203V202H126ZM126 203H125V205H126ZM128 203H130V201H128ZM145 202H143V204H144ZM17 203L16 202H13V203H10V204H7V205H3V207H5V209L6 208H8V210H13L12 208H14L15 206H17V207H15L16 208V210H15V212L13 211H10L12 214V216H18L19 217V214L21 213V211H23V209L24 210H26V208H28L27 209V211L28 212H34V210H36V213L37 212H39L37 209L39 208V209H42L41 207H40V205L41 204H32V203H28V201H27V198H25V199H22V201H20L19 202V204L20 205H16ZM43 203H42V207H43V205H44ZM58 204H60V203H58ZM87 203H85V205H86ZM148 204H145V205H148ZM172 204H174V205H172ZM27 205H29L30 207H28ZM75 205V206H74ZM84 205V206H85ZM124 204H122V207L121 206H119L118 205V203H116V201L111 205V206H109V207H111V208H113L114 210L113 211H116L115 213L116 214H118L119 215V217H120V215L122 216V217H125L124 216V214H127L128 213V211L130 210V208H131V206H132V204H129L130 206L129 207H127L128 206V204H127V209L125 208L124 209V206H123ZM141 205V204H140ZM137 206L138 207V209L142 206ZM148 205V206H149ZM178 205H180V207H178ZM70 206H71V208H70ZM82 206V207H81ZM10 207H12V208H10ZM97 207H99V206H97ZM121 208L120 210L118 209V208ZM143 207V206H142ZM152 207V208H153ZM29 208H32L33 210L32 211H30L31 209H29ZM164 208V209H163ZM83 209V210H82ZM93 209V210H94ZM181 210V211H179L178 212V210ZM64 210H65V208H64ZM78 210V211H77ZM158 210V211H157ZM176 210H177V213H176ZM112 211V212H113ZM24 212V211H23ZM26 212V211H25ZM24 212V213H25ZM65 211H63V213H64ZM119 212V213H118ZM161 214H160V213ZM169 212H171V215H170V213ZM182 212V213H181ZM35 213V214H36ZM67 213V212H66ZM66 213H64L63 214V216H66L67 214ZM70 213H72L71 212V210H70ZM88 213V214H89ZM97 213V214H96ZM115 213H114V216H115ZM169 213V214H168ZM22 214V213H21ZM20 214V215H21ZM66 214V215H65ZM157 214V215H158ZM60 215H62V214H60ZM68 215L70 216V214H69V212H68ZM74 215V214H73ZM73 215H71V216H73ZM99 215V216H98ZM118 215H116V216H118ZM166 215V216H165ZM168 215H169V220H168ZM12 216H11V218H12ZM22 216V215H21ZM20 216V217H21ZM63 216H59V217H62L63 218ZM78 216V215H77ZM80 216V215H79ZM84 216H85V219H84ZM101 216V217H100ZM74 217H76V216H74ZM86 217H88V218H86ZM118 217V218H119ZM16 218V217H15ZM73 218V217H72ZM115 217H113L112 219H114ZM117 218V217H116ZM121 218V217H120ZM61 219V218H60ZM122 219V218H121ZM172 219V220H171ZM62 220V219H61ZM68 220H69V217H68ZM64 221H66V220H64ZM171 222V223H170ZM63 223H67V222H63V220H62V224ZM164 223V224H165ZM81 224H82V222H81ZM83 224V225H84ZM168 224L170 225V226H168ZM172 224V225H171ZM64 227H66V226H69V225H63ZM62 226V227H63ZM90 226V227H89ZM100 226V225H99ZM203 226H205V227H203ZM64 227H63V231H64ZM70 227V226H69ZM96 228L98 227V225L97 226H95ZM193 227V226H192ZM197 227H199L198 229H197ZM31 228V227H30ZM34 228V227H33ZM68 228V227H67ZM96 228H94V229H96ZM99 228V227H98ZM150 228V227H149ZM148 227H147V229H149ZM183 228V230L184 231H182V233H181V229ZM35 229V228H34ZM43 229V228H42ZM66 229V228H65ZM36 230V229H35ZM35 230H33V232L35 231ZM45 230H48V229H46L45 228ZM45 230L44 231H40V232H45ZM67 230V229H66ZM180 230V231H179ZM32 231V230H31ZM30 231V233L31 234H33V232H31ZM68 231V230H67ZM179 231V232H178ZM192 233H190V232ZM52 232V234L54 233V232H58L57 230L56 231H51ZM30 233H29V235H30ZM36 234V233H35ZM34 234V235H35ZM186 234H188L187 236H186ZM191 234V235H190ZM241 234V233H240ZM41 235V234H40ZM55 236H54V240L55 241H58V242H61L62 241V239H60V238H58V237H60V236H58L57 237V233H55L54 234ZM173 235V236H172ZM149 236V235H148ZM238 236H240V235H238ZM237 236V237H238ZM244 236H245V234L244 235H241V237H240V239H243L244 238ZM23 237H25V235L23 236ZM27 237H29L30 238V236H27ZM31 237H32V235H31ZM88 237V236H87ZM87 237H86V239H87ZM236 237V238H237ZM28 238V239H29ZM35 238V237H34ZM81 238H83V237H81ZM81 238H80V240H81ZM152 239L153 238H156V237H151ZM26 239V238H25ZM31 239V238H30ZM29 239V240H30ZM86 239H84V240H86ZM144 239H142V241H143ZM177 240V241H176ZM140 241V240H139ZM139 241H136L135 242V244H134V246L135 247H129V248H125V249H122V250H118V251H114L113 250V252L112 251H110L109 253H107V254H105V256H101V258L103 257L105 260L107 259V260H109L110 259V256H114V260H116L115 262H114V264L115 263H117L118 261H120V260H122L125 256H126V254L127 253H129V251H130V253H133V255H135V254H138L139 255V259H142V260H144V259H147L148 258V256H149V254L150 253H146V251L148 252V250H145V248L143 249V250H145V251H141V252H139L138 253V251L137 252H135L134 250L135 249H132V248H136V243H139L140 244V242ZM148 241V240H147ZM151 241V240H150ZM81 242H83V240H81ZM144 242H145V240H144ZM84 244H82V243H80V245H88V243L87 242H83ZM145 243H147V245L149 246L150 244H148L149 242H145ZM133 246V245H132ZM144 246H145V244H144ZM115 249V248H114ZM125 250V251H124ZM140 250V249H139ZM120 251H121V253H120ZM112 252V253H111ZM120 253V254H119ZM96 254V253H95ZM95 254H89L88 255V259H89V261L91 260V259H99V258H97V256H98V254H96V257L94 256ZM115 254V255H114ZM147 254H148V256H147ZM141 255V256H140ZM90 256H92V258H90ZM94 256V257H93ZM98 257H100V256H98ZM141 257V258H140ZM86 256L83 258V260L84 261H86ZM102 258V259H103ZM118 260V261H117ZM88 260L86 261V264L89 262ZM94 261V260H93ZM92 260H91V262H93ZM96 261V260H95ZM94 261V262H95ZM98 261V260H97ZM89 264H90V262H89Z\"/></svg>", "mask_w": 264, "mask_h": 264}]
</instances>
